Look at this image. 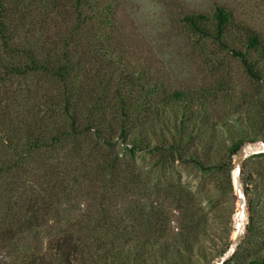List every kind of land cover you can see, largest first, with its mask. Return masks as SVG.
I'll return each instance as SVG.
<instances>
[{"label": "trees", "instance_id": "obj_1", "mask_svg": "<svg viewBox=\"0 0 264 264\" xmlns=\"http://www.w3.org/2000/svg\"><path fill=\"white\" fill-rule=\"evenodd\" d=\"M115 15L113 4L103 6L101 0H0V91L16 81L28 87V80L36 77L55 85L53 93L44 92L17 121L10 104L15 95L0 94V104L6 103L0 105V127L8 130L0 137L4 149L0 179H13V185L0 188V253L11 254L24 238L48 227L49 220L54 219L57 236L51 242L49 264H157L161 259L167 264H191L193 256L201 252V239L207 233V213L198 201L205 187L194 193L181 183L166 182L165 186L156 183L145 189L136 171V153L154 155L155 167L162 170L176 162L193 164L214 181L223 196H234V157L246 143L264 140V126L257 128L249 112H239L235 114L238 138L229 122L211 127L213 138L221 126L232 144L216 161L208 162L209 158L195 148L202 144L204 130L210 126L211 91L205 95L196 91L164 95L160 87L147 85L140 74L115 76L114 67L104 81L100 75L103 67H98L93 74L95 82L87 84L85 62L94 54L81 46L83 36H105L104 30L114 27ZM180 21L198 38L199 45L209 42L231 53L248 76L264 86V69L259 65L264 61V39L259 33L237 27L232 14L220 5L211 15L183 13ZM35 22L41 34L51 24L65 26L68 33H59L54 43L47 41L49 46L46 42L39 45L41 36L20 45L21 31L27 38ZM101 52L103 49L96 45V56ZM223 86L221 82L217 97L223 94ZM223 97L229 100V95ZM249 105L264 117V99H254ZM148 122L151 129L145 127ZM116 128L118 139L130 153L125 171L112 136H106L110 132L114 135ZM149 129L159 135L154 146L146 137ZM43 153H48L46 161L40 159ZM59 154H63L61 165L50 167L51 180L38 181L40 189L33 187L29 195L25 185H17L25 171L32 173L29 165L41 168ZM250 160L258 166L248 169L245 164L242 171L249 223L242 244L227 264L235 259L236 264H264V153ZM78 169L84 170L83 174L77 173ZM82 190L93 196L92 201L82 219L74 221L70 209H77L72 207L75 199L69 197L70 192ZM118 190H123L120 196L128 200L124 206L114 203ZM168 201L179 212L176 231L172 227L174 217L166 207ZM34 248L24 245L12 254L25 256L27 264H39L44 258L36 257Z\"/></svg>", "mask_w": 264, "mask_h": 264}, {"label": "rangeland", "instance_id": "obj_2", "mask_svg": "<svg viewBox=\"0 0 264 264\" xmlns=\"http://www.w3.org/2000/svg\"><path fill=\"white\" fill-rule=\"evenodd\" d=\"M101 2L103 6L113 4L116 13L113 19L114 27L106 28L104 30L106 35L99 37V39H95L96 36L92 37V34L83 36L81 46H84L86 51H90V53L95 55H93L92 59H88L85 62L84 73H86L88 78L86 80V82L88 81L87 84L95 82L94 75L97 74L95 71L98 67H103V72L100 74L103 81L112 72V67H114L115 76L121 75L123 72L135 76L140 74L147 85L160 87L161 92L165 93L164 95L175 91H196L200 95H205V91H211V94L208 95L210 98H208L209 110L207 114L209 115L210 126L204 130L202 144L195 148L201 156L209 158L208 162L216 161L217 157H220L218 155L225 153L227 147L232 144L228 133L221 126H217L214 134L215 138H213V129L211 127L214 124L220 125L223 121L229 122L234 137L238 138L235 128V114L243 111V113L249 112L257 128L259 125L261 128L264 126V117H262L261 111L258 108L252 110L249 105L254 99H264V86L255 83L245 72L241 63L231 53H227L219 49L217 45L209 42L199 45L197 42L198 38L188 33L180 21L183 13L211 15L215 10V6L220 5L232 14L234 24L237 27L250 28L259 33L261 38L264 39V0H101ZM35 21H39V19L36 18ZM35 23V26L30 27L33 32L27 38L23 35L24 31H21L18 39L20 45L29 41L33 42L32 39H39L41 36L39 45L42 42H46L49 46L50 43L47 41L54 43L59 33L63 36L68 33L65 26L58 27L51 24L41 34V28L37 22ZM59 43L58 46L60 47L61 44L59 45ZM96 45L98 49H103V52L97 56L94 53ZM0 51L2 52V49ZM102 56L106 57V60ZM108 58L109 60H107ZM254 59H258V55H255ZM259 65L264 69V61H261ZM95 77L97 78V76ZM221 82H224V86L221 88L224 92L217 97L215 93ZM27 84L28 87L24 83L21 84L16 81L0 91L1 95L7 93L9 96L15 95L16 97L10 103L14 121L23 118L27 109L37 102L44 92L53 93L55 89V85L40 77L31 78ZM113 85L116 87L115 83ZM27 88H29L28 92ZM226 94L229 95V100H224L223 96ZM0 105L4 107L6 103ZM198 105L195 106L196 109H199ZM147 126L151 129L149 122L145 127L147 128ZM14 127L17 128L16 124H14ZM156 128H159V126ZM150 129L146 131V137L151 146H154L158 142L159 135ZM5 130L4 127H0V137L4 136ZM117 130L116 128L114 135L110 132L106 136H112L116 144L115 151L120 154L123 160V171H125L126 165L124 163L130 159V153L122 145L121 140L118 139L119 133H117ZM261 142H264V140L256 143H246L244 146ZM47 155L43 153L40 159L46 161L49 158ZM236 156L233 159V165ZM62 157L63 154L53 156L52 159H49V164L42 166V169L33 164L29 165L32 173L28 174L25 171L24 175L21 176V181L20 179L18 180L17 185H25L24 187L29 195L33 187L40 189L38 183L42 184L44 181L51 180V175L53 174H51L50 167L58 168L63 160ZM3 159L4 149L0 145V160ZM134 160L136 171L141 174L142 181L145 182L142 185L145 189L150 188V186L154 187L156 183H161V185L165 186L166 182L181 183L194 193L205 187L198 201L207 213V233L201 239L203 244L201 252L193 256L191 264H210L220 258L232 244L241 225L238 216L240 201L236 196V191L234 196H223L215 188L214 181L210 177L205 176L193 164L176 162L162 170L155 167V156L147 152H137ZM245 164L248 165V169L251 167L255 169L258 166L254 160H250V157L245 160L243 166ZM64 169L60 168V171ZM79 171L83 174L84 170L78 169L77 173ZM12 181L11 176L1 178L0 188L3 190L5 185L12 184ZM241 181L244 184L242 173ZM122 191H119L118 198L114 199V203L118 206H124L128 201L121 198ZM69 197L75 199L72 207L77 210L70 208L67 210L70 209L71 213L73 212L74 221L81 220V215L87 210L88 204H91L90 200L92 201L93 196H89L88 192L82 190L81 192H70ZM151 197L154 199L156 196L153 195ZM208 197L212 199H207ZM166 207L174 217L172 227L176 231L180 225L179 212L170 201L166 202ZM56 221L54 219L49 220L48 227L24 238L20 242L21 246L31 245L36 248H34L36 252H33L36 253V257L44 258L39 264L44 262L49 264L50 262V255L52 254L51 242L55 241L57 236L55 230ZM247 222L249 223V212H247ZM51 225H54V227L51 228ZM89 238L91 239V235ZM91 242L92 240H90ZM124 244L122 243L121 245ZM125 245V247L128 246L127 244ZM21 246L17 245L14 250H10V253L12 254ZM248 249V245H246L245 253H248ZM4 253H0V264H4V261L6 264H27L25 256L17 258L16 255L12 254L11 256L7 252ZM157 264H167V262L164 263L161 259V261H157ZM229 264H236V259Z\"/></svg>", "mask_w": 264, "mask_h": 264}, {"label": "water", "instance_id": "obj_3", "mask_svg": "<svg viewBox=\"0 0 264 264\" xmlns=\"http://www.w3.org/2000/svg\"><path fill=\"white\" fill-rule=\"evenodd\" d=\"M262 153H264V142H261L259 144L244 146L237 153L234 163L233 180H234V188L236 191V196L240 201L239 217L241 220V226L239 227L238 232L234 237L232 244L227 249V251L220 258H218L217 260H215L210 264H227L234 257L240 245L242 244V241L244 240L246 229L248 226V222H247L248 203H247L246 187L241 181L242 166L247 158Z\"/></svg>", "mask_w": 264, "mask_h": 264}, {"label": "bare ground", "instance_id": "obj_4", "mask_svg": "<svg viewBox=\"0 0 264 264\" xmlns=\"http://www.w3.org/2000/svg\"><path fill=\"white\" fill-rule=\"evenodd\" d=\"M238 216H239V214H238ZM240 218V217H239ZM241 221V220H240ZM241 226V225H240Z\"/></svg>", "mask_w": 264, "mask_h": 264}]
</instances>
